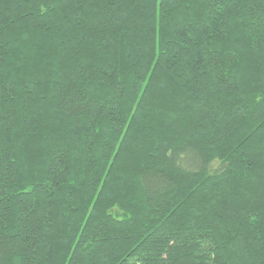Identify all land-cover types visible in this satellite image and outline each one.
Instances as JSON below:
<instances>
[{
	"label": "trees",
	"instance_id": "16d2710c",
	"mask_svg": "<svg viewBox=\"0 0 264 264\" xmlns=\"http://www.w3.org/2000/svg\"><path fill=\"white\" fill-rule=\"evenodd\" d=\"M0 264H264V0H0Z\"/></svg>",
	"mask_w": 264,
	"mask_h": 264
}]
</instances>
